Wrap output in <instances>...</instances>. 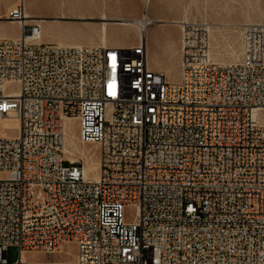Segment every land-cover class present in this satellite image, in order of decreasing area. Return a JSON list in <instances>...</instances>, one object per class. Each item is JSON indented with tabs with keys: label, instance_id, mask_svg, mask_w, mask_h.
<instances>
[{
	"label": "built area",
	"instance_id": "built-area-1",
	"mask_svg": "<svg viewBox=\"0 0 264 264\" xmlns=\"http://www.w3.org/2000/svg\"><path fill=\"white\" fill-rule=\"evenodd\" d=\"M23 15L18 4L7 19ZM11 115L0 264H55L22 253L68 242L74 264H264V24L246 25L239 61L219 63L209 25L183 23L177 81L150 67L143 35L130 48L59 45L20 25L0 38V119ZM68 119L98 149V181L84 156L65 157Z\"/></svg>",
	"mask_w": 264,
	"mask_h": 264
},
{
	"label": "rangeland",
	"instance_id": "rangeland-1",
	"mask_svg": "<svg viewBox=\"0 0 264 264\" xmlns=\"http://www.w3.org/2000/svg\"><path fill=\"white\" fill-rule=\"evenodd\" d=\"M92 1L24 0L22 4L27 16L42 20L43 40L46 43L56 42H48L44 37L55 38L56 41L78 42H86L90 37L97 42L101 40L102 22L106 21L108 40L121 48L135 46L139 42L140 31L137 25H121L120 19L141 18L145 11L149 19L158 18L149 26L150 31L146 37L150 67L162 71L171 81L180 78V30L174 22L186 18L210 25L211 57L219 63L239 61L242 56V32L246 25L264 24V0H149L147 4L146 0ZM18 4L20 0H0V38L18 37L17 22L6 18L8 11ZM103 16L107 20H102ZM158 37L162 43L157 42ZM15 90V86L9 89ZM66 133V147L70 154L65 153V157L73 160L84 156L89 176H96L99 169L97 147L80 144L76 120H67ZM17 134L18 121L14 117L0 121V137H15ZM5 176L6 174L0 173V177ZM134 214L135 209L127 207L124 212L125 220L131 221ZM76 253V244L68 242L63 245L62 253L47 255L29 251L26 252L25 259L71 263L74 257L76 259ZM18 254L17 247H8V262H15Z\"/></svg>",
	"mask_w": 264,
	"mask_h": 264
},
{
	"label": "bare ground",
	"instance_id": "bare-ground-1",
	"mask_svg": "<svg viewBox=\"0 0 264 264\" xmlns=\"http://www.w3.org/2000/svg\"><path fill=\"white\" fill-rule=\"evenodd\" d=\"M23 1L24 0H20V2L21 3H23ZM90 1L91 0H88V2L90 3ZM149 2V0H146V4ZM23 5V4H22ZM14 7H16V5L14 6ZM13 7V8H14ZM89 9V8H88ZM26 11H25V8H24V15H23V18H22V20L21 21H16L17 23V25H18V27H19V35H20V25H24V24H27V25H31L32 23L34 24V25H36V26H39L40 28H41V30H42V25H41V22H42V20H40V19H33V18H30L29 16H27L26 15V13H25ZM145 15H146V13H145ZM7 18V17H6ZM101 19L102 20H107V18L106 17H101ZM190 20L189 19H186V18H184V19H181L180 21H176V22H174L177 26H178V28H179V30H180V27L182 26V24L183 23H185V22H189ZM149 22H151V24L149 25V26H151L153 23H155L156 21H154V20H152V19H149L148 17H147V15L145 16V18H137V19H121L120 20V24H122V25H137L138 26V28H139V31H140V33H139V40H140V38H141V35H143V37L146 39V33H147V29H148V23ZM106 21H103L102 22V28H101V38H102V43H103V40L106 42V30H107V28H106ZM257 24V23H256ZM250 25H255V24H250ZM142 26H147L146 27V29H145V32H143L142 33ZM209 29H210V25H209ZM18 35V36H19ZM148 51V50H147ZM179 66H180V61H179ZM10 117H14L13 115H11ZM5 118H7V117H4V118H2V119H0V121H2V120H4ZM17 121H18V119L16 118V117H14ZM69 120V119H68ZM18 127H19V121H18ZM67 134V133H66ZM18 135V134H17ZM66 139H67V136H65V145H64V153H66V154H70V152H69V150H68V148L66 147ZM78 141H79V138H78ZM80 142V141H79ZM80 144H82V143H80ZM69 159V158H68ZM71 160V159H70ZM72 161H76V159H73ZM98 166H99V169H98V174L96 175V176H94V177H91V176H89V173H88V171H87V167H86V163L84 162V172H85V175H86V177L87 178H89V179H91L92 181H98L99 180V173H100V163H99V161H98ZM63 252V245H62V247H61V249H60V251L57 253V254H59V253H62ZM25 255H26V252H24V253H22V257H21V260L23 261V263H27V262H33V261H29V260H26L25 259ZM71 262V261H70ZM55 264H74L75 263V257H74V261L73 262H71V263H64V262H54Z\"/></svg>",
	"mask_w": 264,
	"mask_h": 264
},
{
	"label": "crops",
	"instance_id": "crops-1",
	"mask_svg": "<svg viewBox=\"0 0 264 264\" xmlns=\"http://www.w3.org/2000/svg\"><path fill=\"white\" fill-rule=\"evenodd\" d=\"M92 2H97L96 0H93ZM89 3V2H88ZM90 3H91V1H90ZM20 4H22L21 2H20ZM25 8V7H24ZM91 8V7H90ZM91 10H92V8H91ZM143 13H146L145 11L143 12ZM146 15H147V13H146ZM147 17H148V15H147ZM129 18H132V17H129ZM149 18V17H148ZM121 19H127V18H121ZM120 19V20H121ZM158 19V18H153L152 20H154V21H156V20ZM122 25V24H121ZM129 25V24H128ZM127 25V26H128ZM123 26H126V25H123ZM107 28V27H106ZM149 31H150V27L147 29V33H146V36L145 37H147V35L149 34ZM45 38V40L46 41H48V42H58V44H63V45H92V44H104V45H107V46H114V47H118V45L117 44H115V43H112V42H110L109 40H108V29L106 30V42L103 40V43H102V38H101V40H99V41H93L90 37H88L89 39H87L86 40V42H78V41H56V39L55 38H50V37H44ZM157 42L158 43H162V40H161V38L160 37H158L157 38ZM160 72H162V71H160Z\"/></svg>",
	"mask_w": 264,
	"mask_h": 264
},
{
	"label": "water",
	"instance_id": "water-1",
	"mask_svg": "<svg viewBox=\"0 0 264 264\" xmlns=\"http://www.w3.org/2000/svg\"><path fill=\"white\" fill-rule=\"evenodd\" d=\"M115 22H117V21H115Z\"/></svg>",
	"mask_w": 264,
	"mask_h": 264
}]
</instances>
